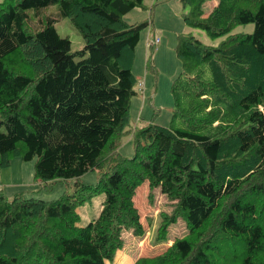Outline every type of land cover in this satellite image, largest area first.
I'll use <instances>...</instances> for the list:
<instances>
[{
  "label": "trees",
  "instance_id": "obj_1",
  "mask_svg": "<svg viewBox=\"0 0 264 264\" xmlns=\"http://www.w3.org/2000/svg\"><path fill=\"white\" fill-rule=\"evenodd\" d=\"M145 1L0 3V164L36 160L46 187H74L52 201L0 190V264H115L123 233L145 234L134 197L147 181L174 206L159 212L158 244L180 218L188 233L134 264H264V0H181L189 28L227 38L210 46L178 36L171 125L136 130L129 158L119 149L149 23L124 17ZM207 1L217 3L208 14ZM52 6L56 17L44 14ZM58 18L70 19L82 51L58 33ZM249 24L253 33L232 34ZM90 172L97 184L83 181ZM97 195L100 212L79 226L78 209Z\"/></svg>",
  "mask_w": 264,
  "mask_h": 264
},
{
  "label": "rangeland",
  "instance_id": "obj_2",
  "mask_svg": "<svg viewBox=\"0 0 264 264\" xmlns=\"http://www.w3.org/2000/svg\"><path fill=\"white\" fill-rule=\"evenodd\" d=\"M2 1L0 0V3ZM216 5V2H205L206 14L210 13L212 7ZM145 6V9H135L124 17L130 24L149 23V27L141 35L134 64V73L138 79V95L133 98L130 124L119 149L122 155L129 158L135 155L133 133L136 130L151 122L163 127L171 125L174 107L171 89L174 80L181 72V63L176 53L178 36L191 33L210 46H218L227 38L222 36L213 39L202 30L189 28L184 21V15L189 12V9L184 7L181 0H146ZM44 14L56 17L57 7H50L46 12L44 11ZM33 24H38V19H34ZM55 26L61 37L70 39L73 52H80L85 48L83 37L70 19L58 18ZM254 30V24L242 25L232 34H250ZM158 40L159 43H157ZM82 59L80 55L75 57L76 61ZM35 164L36 160L25 162L21 157H13L8 167H2L0 164V190L4 191L10 200L19 194L45 201L56 200L65 193L73 194L72 185L59 182L52 187L50 185L46 187L47 185L37 180ZM82 179L86 183L97 184L99 173L90 172ZM103 199L102 195H97L78 209L81 215L79 226L87 225L98 215ZM134 203L140 213L145 234L142 237H136L132 231H125L123 233L124 248L117 255L115 264H134L140 257H154L162 254L172 245L170 240L184 237L188 233L187 222L180 218L170 226L166 241L158 244L157 233L162 217L165 214H171L174 206L160 189H152L148 181L139 186ZM160 211L165 214L159 215Z\"/></svg>",
  "mask_w": 264,
  "mask_h": 264
},
{
  "label": "crops",
  "instance_id": "obj_3",
  "mask_svg": "<svg viewBox=\"0 0 264 264\" xmlns=\"http://www.w3.org/2000/svg\"><path fill=\"white\" fill-rule=\"evenodd\" d=\"M149 42H150V40L148 41V47H149ZM137 50H138V48H137ZM136 75V74H135ZM100 210H101V208H100ZM100 210H99V212H100ZM121 252V251H120Z\"/></svg>",
  "mask_w": 264,
  "mask_h": 264
},
{
  "label": "built area",
  "instance_id": "obj_4",
  "mask_svg": "<svg viewBox=\"0 0 264 264\" xmlns=\"http://www.w3.org/2000/svg\"><path fill=\"white\" fill-rule=\"evenodd\" d=\"M157 43H159V40L157 41Z\"/></svg>",
  "mask_w": 264,
  "mask_h": 264
},
{
  "label": "clouds",
  "instance_id": "obj_5",
  "mask_svg": "<svg viewBox=\"0 0 264 264\" xmlns=\"http://www.w3.org/2000/svg\"><path fill=\"white\" fill-rule=\"evenodd\" d=\"M137 261V260H136Z\"/></svg>",
  "mask_w": 264,
  "mask_h": 264
}]
</instances>
